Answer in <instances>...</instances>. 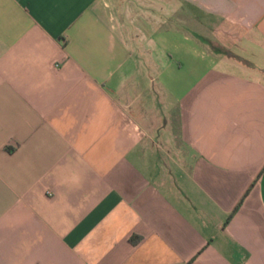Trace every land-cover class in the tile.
<instances>
[{"label":"crops","instance_id":"obj_1","mask_svg":"<svg viewBox=\"0 0 264 264\" xmlns=\"http://www.w3.org/2000/svg\"><path fill=\"white\" fill-rule=\"evenodd\" d=\"M0 264H264V0H0Z\"/></svg>","mask_w":264,"mask_h":264},{"label":"trees","instance_id":"obj_2","mask_svg":"<svg viewBox=\"0 0 264 264\" xmlns=\"http://www.w3.org/2000/svg\"><path fill=\"white\" fill-rule=\"evenodd\" d=\"M245 194H246V193H245ZM245 194L243 195V197L241 198V200L239 201V203L237 204V206L231 211V213H230V215H229V218H230V217L235 213V211L241 206ZM229 218H228V219H229Z\"/></svg>","mask_w":264,"mask_h":264}]
</instances>
